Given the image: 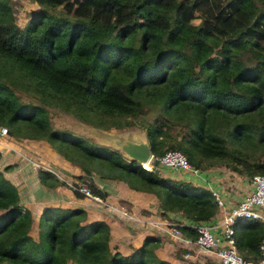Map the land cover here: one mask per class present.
I'll use <instances>...</instances> for the list:
<instances>
[{
  "label": "trees",
  "instance_id": "16d2710c",
  "mask_svg": "<svg viewBox=\"0 0 264 264\" xmlns=\"http://www.w3.org/2000/svg\"><path fill=\"white\" fill-rule=\"evenodd\" d=\"M31 1L39 5L18 25L11 0H0V127L78 167L71 183L87 181L103 198L92 178L119 182L153 196L166 220L198 223L217 212L211 190L54 129L48 108L107 131L138 126L154 158L176 150L199 171L264 176V0ZM12 167L0 169V264H171L156 253L158 237L119 253L108 225L88 221L83 208L45 206L30 236L32 213L3 176ZM35 169L40 184L61 182ZM232 226L237 252L257 261L263 224L237 218ZM178 229L194 239L188 225Z\"/></svg>",
  "mask_w": 264,
  "mask_h": 264
},
{
  "label": "crops",
  "instance_id": "0c3cea01",
  "mask_svg": "<svg viewBox=\"0 0 264 264\" xmlns=\"http://www.w3.org/2000/svg\"><path fill=\"white\" fill-rule=\"evenodd\" d=\"M7 135V149H0L2 156V158L0 157V169L5 165L13 164L12 168L7 169L6 171L3 170L2 172L4 177L11 178L13 184L16 185L15 187H17L16 190L20 202L32 213L33 223L32 228L29 231L30 236L35 237L38 215L45 206L83 208L86 212L88 221L101 220L108 225L110 246L123 255L129 254L133 249L139 247L146 236H153L158 237L159 239L158 247L156 249L157 255L160 258L169 261L171 264H203L205 262L218 264L209 254H199L195 247L183 244L180 240L174 239L167 234L166 226L169 222L179 223L180 225H190L192 222L183 219L179 215H176L175 218L170 220L160 218L155 210L156 200L149 194L132 191L123 184L113 180L92 178L91 181L102 192V199L105 200V198H107V200L112 203H120L119 205H110L124 212V206L122 205H125L130 212H132L133 215L129 212L128 215L130 217L125 218L116 216L117 214L108 210L104 206H97L88 198L77 195L61 183L54 186L40 184L37 177L38 170L35 169L36 167H34L31 162L25 159V154L28 152H30L34 158L35 154H37V157L39 156L44 160L43 162H47L49 167H53L54 170L65 173V176L70 174L68 171L71 169H75L73 171H76L75 174L71 173L73 174H70L71 176L78 175L82 172L78 167L68 163L62 157L52 152L50 147L44 142H34V140L29 141L27 139H20V142L17 139L15 140V138L8 133ZM27 141L35 143V145L38 143L40 147L32 148L27 144ZM17 161L19 164L20 162L25 161L24 163L26 165L20 164L19 167L17 166ZM16 166L17 168H20L18 172L22 171L21 175H26L20 176V174L15 173ZM157 170L160 176L183 179L192 185L217 192L226 207L234 205L241 200L248 191H250V184L247 177L241 176L222 166L210 167L206 170L200 171L197 176H190L185 172H173L165 167H158ZM96 180L100 181L96 183ZM101 181L104 183H109V181L114 182V184L117 185V190L115 191L113 186V188H111V186L105 187L100 184ZM143 211L149 213L143 215L145 214ZM136 219L140 221L138 222ZM218 220L219 210H217L216 214L209 219V221ZM237 233L238 232L235 231V235H237ZM185 253L188 254L187 257H183V254Z\"/></svg>",
  "mask_w": 264,
  "mask_h": 264
},
{
  "label": "built area",
  "instance_id": "2783aa9c",
  "mask_svg": "<svg viewBox=\"0 0 264 264\" xmlns=\"http://www.w3.org/2000/svg\"><path fill=\"white\" fill-rule=\"evenodd\" d=\"M7 137L6 129L0 127V149H7ZM153 160H156L157 165L154 166L152 164ZM31 164L35 167L36 164L39 163ZM37 167L45 170L48 169L43 165H38L36 168ZM141 167L146 171H152L158 167H165L173 172H185L190 176H197L200 173L197 168L191 166L187 162L182 153L176 150H168L158 158H154L151 155L148 162ZM47 171L58 176V179L63 184L69 186L83 197L88 198L97 206H104L121 217H130L124 211L103 201L101 197L93 195L87 186V181H78L73 184L74 182L71 183L64 180L65 178H61L51 169ZM248 180L250 191H248L241 200L230 207L224 206L217 192L211 191L217 210H219V220L190 223L188 226L194 230L195 234L193 240L183 236L178 229L181 225L175 222H169L167 224V234L174 239L180 240L183 244L195 247L199 254H209L218 264H264V237L261 238L258 245L259 258L255 262L243 259L235 247V229L232 226L235 219L251 218L264 224V176L255 174L249 177ZM137 221L139 222L140 220ZM187 256L188 254H183V257Z\"/></svg>",
  "mask_w": 264,
  "mask_h": 264
},
{
  "label": "rangeland",
  "instance_id": "374dc122",
  "mask_svg": "<svg viewBox=\"0 0 264 264\" xmlns=\"http://www.w3.org/2000/svg\"><path fill=\"white\" fill-rule=\"evenodd\" d=\"M11 3L14 5V11H13V18H14V22H16L18 25H23L24 24V22H25V15H27V13H28V11L29 10H31V9H33V8H35L36 7V4H38L36 1H31V0H11ZM39 5V4H38ZM88 5H89V9H90V17L91 18H93L94 17V15H95V12L97 11V6H96V4L95 3H93L92 1H89V3H88ZM129 20V18L128 17H125V21H128ZM28 97H25L24 96V100H26ZM155 109V108H154ZM48 116H49V118H50V122H51V126L54 128V129H56V130H61V131H67V132H70V133H73V134H75V135H80V136H84L85 134L84 133H82L79 129H77L72 123L73 122H76V121H78V119H76V118H74V117H72L71 115H67V114H65V113H62L60 110H58V109H53V108H48ZM80 121V120H79ZM78 121V122H79ZM86 125H85V123H84V127L82 128L81 127V125H79V127L86 133V127H85ZM91 126V125H90ZM88 127V126H87ZM101 129V128H100ZM135 130V129H139V127L138 126H131V127H126V128H124V129H122V130H117V131H112V132H123V131H129V130ZM89 134V133H88ZM85 138H87V136H84ZM16 140V139H15ZM17 140H19L20 142H21V140L20 139H17ZM29 141H32V140H29ZM28 142V141H27ZM26 142V143H27ZM35 142V141H34ZM30 143V144H29ZM21 144V143H20ZM29 146H31L32 148H37V147H40V145L38 144V143H36V145H35V143H32V142H28L27 143ZM22 145V144H21ZM22 146H24V145H22ZM109 148V147H108ZM51 149V148H50ZM111 149V148H110ZM112 150V149H111ZM33 154H35V153H33ZM25 156H26V158L25 159H27L29 162H31V163H39V164H36V166H38V165H43L44 167H46V168H48V169H51V170H53V171H55V172H57V170H54V168L53 167H49L47 164V162H43L44 160L43 159H41L39 156L37 157V154H35V158L32 156V154H30V152H28V153H26L25 154ZM37 157V158H36ZM1 158H2V156H1ZM22 159H23V157H22ZM8 162V161H7ZM25 161H22V162H20V164L21 165H26L25 163H24ZM20 164H19V162L17 161V166H19L20 167ZM17 166L15 167V169H16V171H15V173H17V174H20V176H23V175H26V174H23V175H21V172L22 171H20V172H18L19 170H20V168H17ZM35 166V167H36ZM47 169V170H48ZM56 169V168H55ZM73 170H75V169H71V170H66V171H68V172H70V174L71 173H73V174H75L76 173V171H73ZM4 171H6V170H4ZM6 173V172H5ZM64 177H66V178H70L69 180H66V178L64 179V180H66V181H68V182H75L76 181V178H75V176H71V175H73V174H69L68 176H65V173H63V172H60ZM224 174H226V173H224ZM15 176V175H14ZM8 180H9V182H11L12 184H13V182L11 181V178H7ZM100 180H96V183L97 182H99ZM61 183V182H60ZM100 184H102V185H104L105 187H110L111 186V188H113L115 191L117 190V185H115L114 184V182H110L109 181V183H104V182H102L101 181V183ZM99 184V185H100ZM14 185V184H13ZM14 186H16V185H14ZM113 186V187H112ZM17 188V187H16ZM21 188V187H20ZM22 189V188H21ZM103 201H105L106 203H108V204H120V203H112V202H110V201H108L107 200V198H105V200L103 199ZM122 205V204H121ZM120 205V206H121ZM122 206H124V210H125V212H127V214L130 212V210L125 206V205H122ZM1 213V212H0ZM131 214H132V212H130ZM133 215V214H132ZM116 216H119V215H116Z\"/></svg>",
  "mask_w": 264,
  "mask_h": 264
},
{
  "label": "water",
  "instance_id": "95a60500",
  "mask_svg": "<svg viewBox=\"0 0 264 264\" xmlns=\"http://www.w3.org/2000/svg\"><path fill=\"white\" fill-rule=\"evenodd\" d=\"M78 121L72 124L84 133V136H87L88 139L92 140L97 145L109 147V149L111 148L118 152L127 161H134L139 166H143L151 157L145 133L141 128L123 132H112L85 124V133L79 127V125H81L83 128L84 123ZM152 164L154 166L157 165L156 160H153Z\"/></svg>",
  "mask_w": 264,
  "mask_h": 264
}]
</instances>
